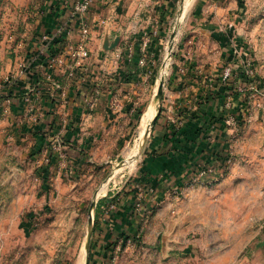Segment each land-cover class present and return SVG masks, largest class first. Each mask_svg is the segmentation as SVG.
Segmentation results:
<instances>
[{
  "label": "rangeland",
  "instance_id": "1",
  "mask_svg": "<svg viewBox=\"0 0 264 264\" xmlns=\"http://www.w3.org/2000/svg\"><path fill=\"white\" fill-rule=\"evenodd\" d=\"M58 1L0 0V264H79L83 255L85 264L254 262L264 252V0H148L145 8L152 15L142 17L150 21L148 27L136 24L137 37L132 33L129 38L133 31L128 29L125 39L117 32L111 40L119 38L114 51L124 52L129 41L145 59L126 97L97 101L94 112L83 110L85 121L76 114L71 125L70 106L60 105L56 113L34 109L13 121L11 105L32 79L21 80L22 72L41 48V21L51 8L66 13ZM109 2L96 0L91 17L97 18ZM113 9L112 15L117 14ZM99 31L92 28L97 40L91 64L92 75L102 77L104 67L113 68L110 57L106 65L100 58ZM64 80L62 74L59 83ZM163 80L159 109L168 112V84L179 80L185 103L198 104L193 113L183 111V125L186 115L208 119L229 143L227 155L219 157L225 161L217 160L221 175L214 184L189 183L166 190L165 197L157 184L149 183L153 175L148 177L147 163L161 151L153 150L156 125L140 143L145 116L152 113ZM46 85L56 94L54 84ZM38 98L35 105L41 94ZM45 119L61 129L40 125L43 132L37 129L33 138L20 135L15 125L47 124ZM74 150L82 155L75 157ZM153 190L158 192L154 206L148 202ZM129 197L140 205L138 232L101 240L93 204L110 201L100 218Z\"/></svg>",
  "mask_w": 264,
  "mask_h": 264
},
{
  "label": "crops",
  "instance_id": "2",
  "mask_svg": "<svg viewBox=\"0 0 264 264\" xmlns=\"http://www.w3.org/2000/svg\"><path fill=\"white\" fill-rule=\"evenodd\" d=\"M113 2H109V5H105L104 7H101V10H98L99 16L97 18H93L94 26L99 27L100 31L98 35L101 36V39H99L97 42V45H99V50L102 51V56L100 57L103 59L102 61L106 65L108 60V57L111 58L110 62V69L113 68V71L109 70V67H104L102 73V77H99L98 75L93 74V66H92V54L89 60V73L88 76L92 78V80H86L83 79V82L75 81L74 86L72 90L70 91L69 95V106H70V112H69V124L71 125L72 119L76 117V114L78 117H81L82 120L85 121V115L82 114L83 110L86 109V105L84 103L86 97L98 95V101L100 100L103 104V101H111L115 96H117L120 100L121 96L126 97V95L130 92V86H135V82L140 78L141 73V66L139 65L140 57H138L136 54L132 57V59L129 58L127 50L124 52L120 50L116 51H106V47L112 45V36L116 35L117 32L121 33V38L125 39L123 37V32L129 31L128 29H132L129 36V38L133 37V35L136 36V30L141 27L142 29H145L148 27L149 20L145 21L142 19V17H146L147 14H151L153 10H150L149 8H145L147 6L148 0H145V3H141L142 0H112ZM144 1V0H143ZM165 2V1H164ZM60 3V0L57 2V4ZM117 3L118 6L121 8H117L115 5ZM113 4L115 6H113ZM144 4V5H143ZM95 5L96 0L94 1L92 12H95ZM142 5V6H141ZM138 6L140 7L139 9ZM63 8V7H62ZM113 8H116L117 14H114L113 16L111 13V10ZM58 9V8H57ZM114 10V9H113ZM49 11L53 14V11L56 12V16L54 18L52 17V14H46L45 17H43V20L41 21L42 25L40 27V32L43 34H52L59 23L67 22L69 18V12L64 8L61 11L60 9L56 10L55 8L49 9ZM121 12V15L119 16V13ZM125 11V15H123V12ZM112 17V20L107 24L106 27H100L99 26V20L101 19H109ZM54 19V20H53ZM65 19V20H64ZM96 19V20H95ZM120 21H119V20ZM129 20L131 23H126L124 20ZM136 24H140L139 27H135ZM140 29V28H139ZM138 29V31H139ZM147 30V29H146ZM133 33V35H132ZM94 35V38L92 37V45H94L95 40H97ZM76 37V34H75ZM137 37V36H136ZM128 38V39H129ZM116 40V39H115ZM114 40V41H115ZM126 49L129 47H133L132 43L129 41H126ZM96 45V46H97ZM101 61V60H100ZM127 67L124 66V64ZM37 69V75L39 82L37 84H33L31 81H25V86L23 87L24 92H27L28 97L34 98V95L32 94L31 90L35 89V87H39L40 89H43L44 96L40 100L39 104L35 105V102L30 105L27 102H25L24 95L20 98L13 101V104L11 105L10 112H11V120L16 121L17 118H23L25 115H29V112L36 110H43L47 111L48 113H56L57 106L52 102L51 98H49L50 94L48 91L49 86L46 84H56L55 80L57 82L62 81V74L64 75V72L62 70H49L46 68L38 67ZM116 71V72H114ZM62 73V74H60ZM50 75V82L48 80V76ZM120 77H119V76ZM87 76V77H88ZM52 78L54 80H52ZM29 80V78H28ZM81 81V80H80ZM179 80H172L168 84V92L170 94V99L168 100V112L166 113L164 110L162 112V116L159 119L156 130H158L159 135L154 139L153 142V150L156 151V149L161 150L158 156H151V159L148 161V177H151L153 175V181L149 182L151 184H157V191L164 192L166 190H180L183 189L184 186H187L190 181L195 177V174L200 168H207L216 166L218 156L226 154L227 153V145L229 144L228 141L224 140L223 135L220 134L219 126H217V123H209V120L200 119V121H195L190 119V115H186L187 121L185 123H189L190 127L187 129L186 134H182L177 137H172L169 132L172 128H180L179 125H182L183 128V111L193 113L194 110H196V106L198 104H190L188 106L187 103L183 100V82L178 83ZM45 82H47L45 84ZM42 83H44L45 86H40ZM78 83L82 84V86H79ZM134 83V84H133ZM36 85V86H35ZM76 86H79V90L77 91ZM82 89V90H81ZM19 95V94H18ZM102 96V97H101ZM35 100V99H33ZM99 101V102H100ZM201 101V100H200ZM110 103V102H109ZM195 103V102H194ZM105 104V103H104ZM108 104V103H107ZM166 104H164L165 106ZM33 107V108H32ZM101 107V106H99ZM89 113V112H88ZM79 118V120L81 119ZM47 119H50L49 116H47ZM45 119V120H47ZM78 119L76 120V124H78ZM46 122V121H44ZM44 122L41 124H15L17 125V130L22 136L26 137H38V134H36V130L40 125H44ZM15 123V122H13ZM81 123V122H79ZM47 124L49 125V122L47 120ZM52 125V122H51ZM57 122L54 126L58 127ZM50 126H47L49 128ZM41 128V126L39 127ZM203 128V129H201ZM166 138V139H164ZM224 152V153H223ZM78 154V153H77ZM79 154L78 156L80 157ZM227 155V154H226ZM77 157V156H76ZM220 172H218L215 176L209 175L205 179L206 181H210L212 179L216 180L220 176ZM157 180V181H156ZM159 185V186H158ZM150 186V184H149ZM152 187V186H150ZM148 189V186L146 187ZM155 190L151 193L152 196L149 197L148 202L153 201V206L156 205L155 201L158 200V197L155 195L158 194ZM112 198V196H110ZM137 201V198L129 197L127 199L122 200L119 204L116 205L114 210H110L109 213H107L105 216H101L99 218V223L97 227L98 235L100 236V239H108V238H115L120 237L122 235H127L129 233H137L139 223L142 220V214L140 205L137 204L135 206V202ZM110 201L104 200V204L107 205ZM151 204V203H150ZM103 206L101 210L104 208ZM139 208V209H137ZM257 257H255L254 262H244L243 264H264V252L259 251Z\"/></svg>",
  "mask_w": 264,
  "mask_h": 264
},
{
  "label": "built area",
  "instance_id": "3",
  "mask_svg": "<svg viewBox=\"0 0 264 264\" xmlns=\"http://www.w3.org/2000/svg\"><path fill=\"white\" fill-rule=\"evenodd\" d=\"M95 0H60L61 6L68 10L69 18L67 22L59 23L56 30L52 34H43L41 48L37 54L30 57L29 65L25 67L22 72V79H26L31 75L33 84L39 82L36 77L38 67L46 68L49 70H62L64 72L65 82L56 83V94L51 93L49 98L58 106L64 108L69 106L70 91L74 86V82L80 78H85L89 73V60L91 57V44H92V28L94 27L93 18L91 17L92 7ZM110 3L112 0H109ZM113 16V15H111ZM112 20L109 19L99 20L100 27H106ZM76 34V37H75ZM130 59L134 56L135 52L133 47L127 49ZM139 65H145V59L139 60ZM225 78L231 76V71H225ZM50 82V75L48 76ZM30 81V82H31ZM36 86V85H35ZM38 86L32 89V94L36 95L35 100L40 99L38 95L41 94V99L44 96L39 92ZM41 90V89H40ZM25 102L32 104L33 100L28 97L27 92H24ZM58 97L60 98L58 100ZM98 95L86 97L84 103L88 112H94L97 107ZM220 170L217 166L200 168L195 177L190 182L191 185L200 184L205 182L209 185L214 184L216 180L212 179L206 181L209 175L215 176ZM115 209V206H111Z\"/></svg>",
  "mask_w": 264,
  "mask_h": 264
},
{
  "label": "trees",
  "instance_id": "4",
  "mask_svg": "<svg viewBox=\"0 0 264 264\" xmlns=\"http://www.w3.org/2000/svg\"><path fill=\"white\" fill-rule=\"evenodd\" d=\"M119 76V75H118ZM120 77V76H119ZM19 85V84H18ZM14 91V92H13ZM11 94H15L16 95V90L15 89H13L12 91H11ZM10 94V96L12 97L13 95H11ZM19 94V95H18ZM24 94H23V92L21 91V92H19V93H17V96L16 97H18V98H20L21 96H23ZM162 112H163V109L161 110V113L158 115V117H157V120H156V125H157V123H158V121H159V119L161 118V116H162ZM190 117V119L191 120H193V117H197V116H193V117H191V116H189ZM187 119V117L185 116V121H187L186 120ZM212 119H214V117L212 118ZM195 121H200V119L199 120H195ZM212 121H214V120H212ZM55 121L52 123V125L51 124H44L43 125V127H47V126H50L49 128H51V129H54V130H59V129H61L60 127H57L56 128V126H54L55 125ZM40 127V126H39ZM38 127V129H40V132H43V130H42V128H39ZM190 127V124L187 122L185 125H183V128L182 127H180V128H176V127H174V128H172L171 130H170V132H169V134L172 136V137H177V136H180V135H184V134H186V132H187V129ZM201 129H203V128H201ZM55 132V131H54ZM45 138V137H44ZM75 152H76V150H74ZM75 157L76 156H78V154H77V152H76V154L74 155ZM52 157V158H51ZM71 157V156H70ZM220 156H218V159H219V161L220 160H222L223 162L225 161L224 160V158H219ZM50 158H51V163H55L56 162V160H57V156H55L54 154H53V152H51L50 153ZM44 170H46V169H44ZM48 171V170H47ZM48 176H49V172H47V174H45V178H44V180L46 181L47 179H48ZM111 196V194H108V197H110ZM103 206H105V204H104V200H100L98 203H97V206H96V211H95V219H96V222H95V229H96V227H97V225H98V216H99V212L101 211V208L103 207Z\"/></svg>",
  "mask_w": 264,
  "mask_h": 264
},
{
  "label": "bare ground",
  "instance_id": "5",
  "mask_svg": "<svg viewBox=\"0 0 264 264\" xmlns=\"http://www.w3.org/2000/svg\"><path fill=\"white\" fill-rule=\"evenodd\" d=\"M159 85V83H158ZM160 86V85H159ZM158 86V87H159ZM161 88H159L157 91H156V96H155V99L153 101V104H152V107H153V111L152 113H149L145 116V119H144V122H143V125H142V128H141V135H140V143H144L145 142V139L146 137L148 136L150 130H152V125L154 123V120L155 118L157 117L158 115V112H159V107H160V96H161ZM148 113V112H147ZM141 146V145H140ZM139 146V147H140ZM104 191V190H103ZM92 224H93V218H92V215H90V222H89V231H91V228H92ZM85 247V246H84ZM83 253V252H82ZM84 256V255H83ZM83 256H81L80 258V261H79V264H85V260L83 259ZM85 257V256H84Z\"/></svg>",
  "mask_w": 264,
  "mask_h": 264
},
{
  "label": "water",
  "instance_id": "6",
  "mask_svg": "<svg viewBox=\"0 0 264 264\" xmlns=\"http://www.w3.org/2000/svg\"><path fill=\"white\" fill-rule=\"evenodd\" d=\"M119 44V38H117L115 41H114V43L109 47H106V50L107 51H113L115 48H116V46ZM161 88H162V94H161V96H160V103H161V100H162V96H163V88H164V80H163V82H162V84H161ZM161 110H162V108H160L159 109V112H158V115L161 113ZM158 115H157V117H158ZM157 117L155 118V120H154V123H153V125H152V129L154 128V126L156 125V120H157ZM96 204L94 203L93 204V206L92 207H95V211H96ZM92 209V208H91ZM93 227H94V224H93ZM93 227H92V231H93ZM91 235H92V232H91ZM90 239H91V236H90ZM89 245H90V241H89ZM89 245H88V247H89Z\"/></svg>",
  "mask_w": 264,
  "mask_h": 264
}]
</instances>
